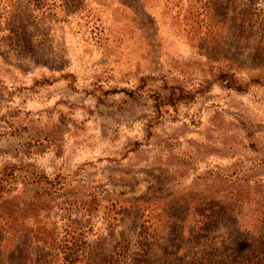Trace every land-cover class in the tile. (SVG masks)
<instances>
[{"label":"rangeland","instance_id":"obj_1","mask_svg":"<svg viewBox=\"0 0 264 264\" xmlns=\"http://www.w3.org/2000/svg\"><path fill=\"white\" fill-rule=\"evenodd\" d=\"M0 179V264H264V0H0Z\"/></svg>","mask_w":264,"mask_h":264},{"label":"trees","instance_id":"obj_2","mask_svg":"<svg viewBox=\"0 0 264 264\" xmlns=\"http://www.w3.org/2000/svg\"><path fill=\"white\" fill-rule=\"evenodd\" d=\"M9 171V173L7 174V177L8 178H12L13 177V170L12 169H8L7 167H4V170L3 171H1V176H4V175H6L5 174V172H8ZM10 172H11V174H10ZM0 181H2V179H0ZM0 184H1V182H0ZM4 190V187H2L1 185H0V199L2 198V191ZM0 233H2V231H0Z\"/></svg>","mask_w":264,"mask_h":264}]
</instances>
